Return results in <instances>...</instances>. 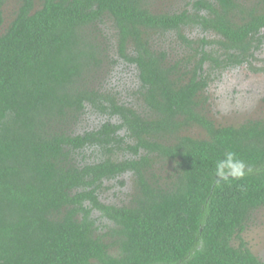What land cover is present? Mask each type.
I'll return each mask as SVG.
<instances>
[{
	"label": "trees",
	"instance_id": "1",
	"mask_svg": "<svg viewBox=\"0 0 264 264\" xmlns=\"http://www.w3.org/2000/svg\"><path fill=\"white\" fill-rule=\"evenodd\" d=\"M9 1L0 264H264L243 235L264 205V117L205 109L213 77L264 72V0H16L7 20ZM228 151L252 171L218 177Z\"/></svg>",
	"mask_w": 264,
	"mask_h": 264
},
{
	"label": "rangeland",
	"instance_id": "2",
	"mask_svg": "<svg viewBox=\"0 0 264 264\" xmlns=\"http://www.w3.org/2000/svg\"><path fill=\"white\" fill-rule=\"evenodd\" d=\"M15 1L10 0L4 8L7 20L11 16ZM172 4L181 6L182 2L154 0L156 9L166 8ZM257 57L259 64H262L260 60H264V46L257 53ZM256 66L244 65L228 69L212 78L207 91L205 109L218 124H236L248 118L264 117V72L258 71ZM129 82L127 87L133 88V80ZM187 132L195 136L205 135V131L197 126L188 129ZM126 183V186H119V191L113 189L114 191L108 192L109 199L116 203L127 202L133 190L132 179L128 178ZM243 235L252 251L264 261V205L253 213Z\"/></svg>",
	"mask_w": 264,
	"mask_h": 264
},
{
	"label": "clouds",
	"instance_id": "3",
	"mask_svg": "<svg viewBox=\"0 0 264 264\" xmlns=\"http://www.w3.org/2000/svg\"><path fill=\"white\" fill-rule=\"evenodd\" d=\"M251 171L252 169L243 160L238 159L236 153L231 151L226 152L223 158L215 162L216 175L225 181H229V178H243Z\"/></svg>",
	"mask_w": 264,
	"mask_h": 264
}]
</instances>
